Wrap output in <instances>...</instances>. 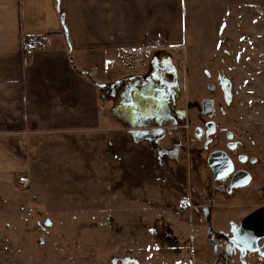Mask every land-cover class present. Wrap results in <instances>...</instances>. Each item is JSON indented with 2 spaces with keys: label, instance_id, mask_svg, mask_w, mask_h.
I'll return each mask as SVG.
<instances>
[{
  "label": "rangeland",
  "instance_id": "obj_1",
  "mask_svg": "<svg viewBox=\"0 0 264 264\" xmlns=\"http://www.w3.org/2000/svg\"><path fill=\"white\" fill-rule=\"evenodd\" d=\"M181 10L186 44L154 57L161 77L146 73L139 88L153 96L137 92L132 111L110 103L140 66L118 70L106 99L94 83L87 129L0 128L24 166L0 172V264H264L229 249L231 226L263 202L264 0H183ZM213 151L249 185L226 193L206 164Z\"/></svg>",
  "mask_w": 264,
  "mask_h": 264
},
{
  "label": "crops",
  "instance_id": "obj_2",
  "mask_svg": "<svg viewBox=\"0 0 264 264\" xmlns=\"http://www.w3.org/2000/svg\"><path fill=\"white\" fill-rule=\"evenodd\" d=\"M182 2L0 0V128L20 122L30 123L38 134L89 128L94 85L105 98L106 91H112L107 87L122 84L114 59L117 49L138 51L141 69L127 74L131 84L116 91L110 104L115 112H124L125 106L136 108L132 98L146 90L139 87L146 73L155 70L154 57L186 44ZM34 39L42 46L25 64L21 44ZM144 95L153 96L148 90ZM115 120L112 126H126L120 118ZM6 137L0 130V172L10 174L24 166L17 163Z\"/></svg>",
  "mask_w": 264,
  "mask_h": 264
},
{
  "label": "water",
  "instance_id": "obj_3",
  "mask_svg": "<svg viewBox=\"0 0 264 264\" xmlns=\"http://www.w3.org/2000/svg\"><path fill=\"white\" fill-rule=\"evenodd\" d=\"M59 4V0H55ZM203 113L212 111V103L210 101H203ZM211 133L214 129L212 123L207 124ZM231 134H228V139H231ZM233 149V145L228 146ZM240 158V161H243ZM206 164L211 170L215 180H222L231 176L229 189L240 188L248 185L250 176L244 171L233 173V164L225 152L214 151L209 154ZM233 238L231 242L242 253L245 251H257V242L264 237V207L258 208L249 215H247L240 223L239 228L233 230Z\"/></svg>",
  "mask_w": 264,
  "mask_h": 264
},
{
  "label": "built area",
  "instance_id": "obj_4",
  "mask_svg": "<svg viewBox=\"0 0 264 264\" xmlns=\"http://www.w3.org/2000/svg\"><path fill=\"white\" fill-rule=\"evenodd\" d=\"M41 46L42 41L40 39H34L32 42H23L20 47L23 63L27 64L33 50L39 49ZM114 59L118 66L126 71H134L140 64L138 51L117 49L114 54ZM28 183V179L25 176L17 177L16 179V185L19 188H25ZM262 201L261 205H264V194ZM187 204L188 202H184V206Z\"/></svg>",
  "mask_w": 264,
  "mask_h": 264
},
{
  "label": "flooded vegetation",
  "instance_id": "obj_5",
  "mask_svg": "<svg viewBox=\"0 0 264 264\" xmlns=\"http://www.w3.org/2000/svg\"><path fill=\"white\" fill-rule=\"evenodd\" d=\"M161 67H160V65H158V67H156L155 68V72L156 73H154V76L156 77V78H160L161 77ZM130 88V87H129ZM128 88V89H129ZM212 109H213V105H212ZM202 110H203V108H202ZM213 111V110H212ZM209 113H211V112H209ZM209 113H204V114H209ZM228 134H231V133H227V139H228ZM231 136H232V134H231ZM228 140H230V142H228L227 143V148H228V146L229 145H233V149H229V150H231V151H234V150H236V148L238 147V143L237 142H234V141H231L232 140V137H231V139H228ZM214 152V151H213ZM223 152V151H222ZM228 156V155H227ZM229 157V156H228ZM244 157V160L243 161H240V158H243ZM230 158V157H229ZM230 160H231V162H232V164H233V173H235V172H239V171H244V172H246V173H248L247 171H245L244 169H241V168H235V163H234V161L230 158ZM237 161L238 162H240V163H246V162H248V163H254L255 161H256V159L255 158H247L246 156H244V155H239V156H237ZM208 167V166H207ZM211 171V170H210ZM212 173V172H211ZM249 174V173H248ZM249 176H250V181H249V183L251 182V175L249 174ZM212 177H213V175H212ZM214 179V178H213ZM224 179H227V186L225 187V191H226V193H230V192H232L233 190H235V189H239V188H233V189H229V185H230V179H231V176H228V177H226V178H224ZM224 179H222V180H224ZM215 180V179H214ZM249 183H248V185H249ZM247 186V185H246ZM245 187V186H244ZM240 188H242V187H240ZM187 206V205H186ZM262 207H264V205H261L260 206V208H262ZM255 211V210H254ZM252 213V212H251ZM250 214V213H249ZM248 214V215H249ZM247 216V215H246ZM245 216V217H246ZM245 217H243L242 218V220L245 218ZM241 220V221H242ZM241 221H240V223H241ZM240 223L237 225V226H235V225H232L231 226V234H232V237H231V239L230 240H232V238H233V230H235V229H238L239 228V225H240ZM232 247L234 248V250H237L239 253H241L242 255H245V254H250V253H256V254H259V255H262V256H264V237H262L261 239H259L258 240V242H257V247H258V250L257 251H245V252H241V251H239L234 245H233V243L231 242L230 244H229V249H232Z\"/></svg>",
  "mask_w": 264,
  "mask_h": 264
},
{
  "label": "trees",
  "instance_id": "obj_6",
  "mask_svg": "<svg viewBox=\"0 0 264 264\" xmlns=\"http://www.w3.org/2000/svg\"><path fill=\"white\" fill-rule=\"evenodd\" d=\"M61 15H62V13H61Z\"/></svg>",
  "mask_w": 264,
  "mask_h": 264
}]
</instances>
